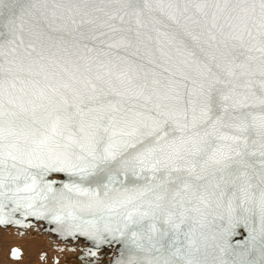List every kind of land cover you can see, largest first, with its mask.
Listing matches in <instances>:
<instances>
[{"label":"snow or ice","instance_id":"snow-or-ice-1","mask_svg":"<svg viewBox=\"0 0 264 264\" xmlns=\"http://www.w3.org/2000/svg\"><path fill=\"white\" fill-rule=\"evenodd\" d=\"M29 217L114 264H264V0H0V226Z\"/></svg>","mask_w":264,"mask_h":264},{"label":"water","instance_id":"water-1","mask_svg":"<svg viewBox=\"0 0 264 264\" xmlns=\"http://www.w3.org/2000/svg\"><path fill=\"white\" fill-rule=\"evenodd\" d=\"M48 179L57 181L54 186L59 187L62 182L68 180V177L64 173H55L50 174ZM26 223L28 226L24 228L10 225L0 226V230L11 231L12 239L17 241L43 238L45 247L39 249L37 264H45V260L50 261V264H114L120 256L122 245L119 242L105 243L97 249L92 240L79 233L72 236L54 231L57 225L47 219L29 217ZM247 235V231L241 226L237 229V234L231 238V243L233 245L237 242L242 243ZM13 248L18 249L20 253L18 257H12L11 250ZM90 248L96 251L95 258L86 254ZM23 255L19 247L13 246L5 253L4 257L1 255L0 257H2V264H13L20 261Z\"/></svg>","mask_w":264,"mask_h":264},{"label":"rangeland","instance_id":"rangeland-1","mask_svg":"<svg viewBox=\"0 0 264 264\" xmlns=\"http://www.w3.org/2000/svg\"><path fill=\"white\" fill-rule=\"evenodd\" d=\"M4 232H7V231H5V230H3ZM2 231H0V234H2L1 233ZM8 232H10V231H8ZM4 234V233H3ZM4 236H5V234H4ZM6 238V237H5ZM44 241V239L43 238H41V241ZM43 241L40 243V244H43ZM32 244H34V242H31ZM38 245H37V244ZM15 244H17V247H20V245L22 246L24 243H20V245L18 244V243H15ZM40 244L38 243V241H36L35 242V246H33V247H31L30 249H27L26 248V246H25V244L22 246L23 247V250L24 249H27V250H24V254H28V256L27 255H24V257H22V259L20 260V261H18V262H16L17 264H37L38 263V261H37V256L36 255H38V254H36V250H38V248L39 247H42V246H40ZM44 244H45V241H44ZM2 246H1V255L4 257L5 256V253L8 251V248L10 249L11 248V244L9 243V245H3V244H1ZM10 246V247H9ZM15 246V245H14ZM7 247V248H6ZM16 247V246H15ZM44 247V246H43ZM42 249V248H41ZM35 250V251H34ZM4 251V252H3ZM29 251V252H28ZM31 254V255H30ZM26 256H27V258H26ZM1 260H0V264H2V257L0 258ZM33 261V262H32ZM24 262H26V263H24ZM31 262V263H30ZM16 263H13V264H16Z\"/></svg>","mask_w":264,"mask_h":264},{"label":"bare ground","instance_id":"bare-ground-1","mask_svg":"<svg viewBox=\"0 0 264 264\" xmlns=\"http://www.w3.org/2000/svg\"><path fill=\"white\" fill-rule=\"evenodd\" d=\"M0 231H2L4 234H5V236H4V234L2 233V234H0V246H2L1 244H3V245H9V243L11 244L10 246L11 247H13L14 245L17 247V244H15V243H18L19 245H20V243H24L25 244V246H26V248L27 249H30L31 247H33V246H35L34 244H35V242L36 241H38V243L40 244L42 241H41V238H38V239H29V240H22V241H17V240H14V239H12L13 238V236H12V232L10 231V232H4L3 230H0ZM6 237V238H5ZM31 242H34V244H32ZM23 244V245H24ZM37 244V243H36ZM22 245V246H23ZM38 245V244H37ZM9 246V247H10ZM21 245H20V249L22 250V252H23V254H24V250H27V249H24L23 250V247H22ZM40 246H42V247H39L38 248V250H36V254H38V251H39V249L40 248H44L45 247V244H44V241H43V244H40ZM44 246V247H43ZM7 248V247H6ZM32 249V248H31ZM8 251H9V248H8ZM35 251V250H34ZM4 252V251H3ZM29 252V251H28ZM24 255H27L28 256V254L26 253V254H24ZM24 255H23V257H24ZM31 255V254H30ZM27 256H26V258H27ZM37 256V255H36ZM1 258V257H0ZM1 260V259H0ZM33 262V261H32ZM24 263H26V262H24ZM31 263V262H30ZM17 264V263H16ZM20 264V263H19ZM45 264H49V261L47 260H45Z\"/></svg>","mask_w":264,"mask_h":264},{"label":"flooded vegetation","instance_id":"flooded-vegetation-1","mask_svg":"<svg viewBox=\"0 0 264 264\" xmlns=\"http://www.w3.org/2000/svg\"><path fill=\"white\" fill-rule=\"evenodd\" d=\"M0 248H1V246H0ZM38 253H39V251H38ZM39 255V254H38ZM38 255H37V261H38ZM47 261V260H46ZM49 264H50V261H49Z\"/></svg>","mask_w":264,"mask_h":264},{"label":"crops","instance_id":"crops-1","mask_svg":"<svg viewBox=\"0 0 264 264\" xmlns=\"http://www.w3.org/2000/svg\"><path fill=\"white\" fill-rule=\"evenodd\" d=\"M0 255H1V253H0ZM2 256V255H1Z\"/></svg>","mask_w":264,"mask_h":264}]
</instances>
